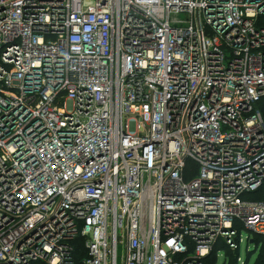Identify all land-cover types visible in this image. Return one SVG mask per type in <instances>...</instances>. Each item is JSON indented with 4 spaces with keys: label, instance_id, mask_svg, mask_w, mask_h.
<instances>
[{
    "label": "built area",
    "instance_id": "1",
    "mask_svg": "<svg viewBox=\"0 0 264 264\" xmlns=\"http://www.w3.org/2000/svg\"><path fill=\"white\" fill-rule=\"evenodd\" d=\"M263 187L264 0H0V264H204Z\"/></svg>",
    "mask_w": 264,
    "mask_h": 264
},
{
    "label": "trees",
    "instance_id": "2",
    "mask_svg": "<svg viewBox=\"0 0 264 264\" xmlns=\"http://www.w3.org/2000/svg\"><path fill=\"white\" fill-rule=\"evenodd\" d=\"M253 197L258 200H264V187L260 188L256 194H253ZM254 239V246L255 250L248 252L247 260L248 263L252 257L253 254L256 255V259L253 264H264V235L255 233L253 235ZM74 262L75 264H83V260L87 256V249L84 244V238L82 236H79L77 239L74 240ZM225 251V262L224 264H229L230 255L234 256L237 264L238 260L240 259V251L239 250H233L228 245L219 242L216 246V248L207 256L204 258L203 262L204 264H217L218 260V253L220 250ZM84 254V256H82ZM34 264H46L43 261L35 262Z\"/></svg>",
    "mask_w": 264,
    "mask_h": 264
},
{
    "label": "rangeland",
    "instance_id": "3",
    "mask_svg": "<svg viewBox=\"0 0 264 264\" xmlns=\"http://www.w3.org/2000/svg\"><path fill=\"white\" fill-rule=\"evenodd\" d=\"M249 237L253 238V235H251V233L247 229H243L241 232L242 242L240 243V259L238 260V264H253L256 259L257 254L255 253L252 255L248 263L247 260L248 252L255 250V246L253 243H250ZM82 256H84V254ZM224 262H225V251L221 249L218 253L217 264H224ZM229 264H237V261L234 256L230 255Z\"/></svg>",
    "mask_w": 264,
    "mask_h": 264
},
{
    "label": "water",
    "instance_id": "4",
    "mask_svg": "<svg viewBox=\"0 0 264 264\" xmlns=\"http://www.w3.org/2000/svg\"><path fill=\"white\" fill-rule=\"evenodd\" d=\"M250 243H253L254 244V239L253 238H250Z\"/></svg>",
    "mask_w": 264,
    "mask_h": 264
}]
</instances>
